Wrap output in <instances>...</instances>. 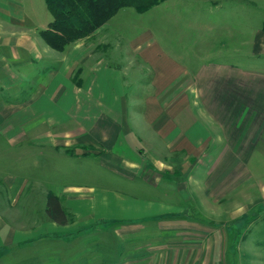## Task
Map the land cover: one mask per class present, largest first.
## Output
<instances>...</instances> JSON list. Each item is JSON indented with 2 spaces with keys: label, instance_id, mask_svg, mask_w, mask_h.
I'll return each instance as SVG.
<instances>
[{
  "label": "crops",
  "instance_id": "0c3cea01",
  "mask_svg": "<svg viewBox=\"0 0 264 264\" xmlns=\"http://www.w3.org/2000/svg\"><path fill=\"white\" fill-rule=\"evenodd\" d=\"M42 2L0 0V154L16 148L22 159L27 148L37 167L44 149L62 173L89 168L113 175L112 185L33 188L23 199L43 212L26 214L8 205L27 179L5 173L13 196L0 210V259L228 264L229 224L264 206V66L216 60L188 69L146 34L114 51L109 20L56 51L38 32L50 21L39 19ZM263 23L237 43L258 59ZM50 191L73 221L45 215Z\"/></svg>",
  "mask_w": 264,
  "mask_h": 264
},
{
  "label": "rangeland",
  "instance_id": "374dc122",
  "mask_svg": "<svg viewBox=\"0 0 264 264\" xmlns=\"http://www.w3.org/2000/svg\"><path fill=\"white\" fill-rule=\"evenodd\" d=\"M43 4L42 2L40 5L39 19L46 18L49 21L51 15ZM263 18L264 0H163L142 13L132 7L121 8L107 22L106 32L114 51L126 47L129 39L146 34L162 47L165 54L188 69L216 60L256 68L264 66V56L260 59L248 56L247 51L251 47L238 46L237 43L242 34L252 33L254 28H258ZM90 42H95V38ZM96 46L104 52L107 50V45ZM58 116L55 117L58 119ZM15 150L16 148H8L4 150V154H0V210L7 208L3 205L7 201L11 202L12 199L8 198L13 196L5 191L6 185L1 182L5 173L23 178L21 183L27 179L24 191L19 194L18 204L8 205L10 210L23 209L26 214L43 212L44 206H27L28 203L23 199L25 193L33 188L36 193L43 195V191L51 189L57 192L69 182L96 187L112 185L113 175L99 173L98 177L89 168L85 173L76 174L78 169L74 165L66 173H62L56 168L57 163H54L59 159L53 155L47 156L44 149H39L40 165L37 167L31 165L29 149H20L26 155L22 159L16 158ZM18 160L22 163L17 165ZM263 207L253 206L243 218L229 224V245L224 259L226 263L264 264ZM85 212L94 215L91 211ZM90 218L91 215L84 219ZM15 254L2 257L0 264H22L23 260H16Z\"/></svg>",
  "mask_w": 264,
  "mask_h": 264
},
{
  "label": "trees",
  "instance_id": "16d2710c",
  "mask_svg": "<svg viewBox=\"0 0 264 264\" xmlns=\"http://www.w3.org/2000/svg\"><path fill=\"white\" fill-rule=\"evenodd\" d=\"M162 1L45 0L51 20L46 28L38 32L46 45L56 51H64L74 41L92 37L97 28L104 25L121 8L132 7L142 13ZM73 80L79 84L78 71L75 72ZM45 202V215L50 220L64 225L74 220V215L61 204L59 197L51 191L47 194ZM90 228L92 225L87 226L85 230Z\"/></svg>",
  "mask_w": 264,
  "mask_h": 264
}]
</instances>
